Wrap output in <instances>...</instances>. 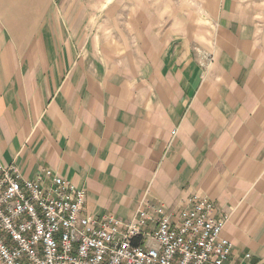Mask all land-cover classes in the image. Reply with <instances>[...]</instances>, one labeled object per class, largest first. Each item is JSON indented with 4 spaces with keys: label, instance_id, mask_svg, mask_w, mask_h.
<instances>
[{
    "label": "crops",
    "instance_id": "crops-1",
    "mask_svg": "<svg viewBox=\"0 0 264 264\" xmlns=\"http://www.w3.org/2000/svg\"><path fill=\"white\" fill-rule=\"evenodd\" d=\"M10 164L97 217L205 197L232 264H264V0H0Z\"/></svg>",
    "mask_w": 264,
    "mask_h": 264
},
{
    "label": "built area",
    "instance_id": "built-area-1",
    "mask_svg": "<svg viewBox=\"0 0 264 264\" xmlns=\"http://www.w3.org/2000/svg\"><path fill=\"white\" fill-rule=\"evenodd\" d=\"M85 199L49 170L26 180L0 165V264H232L227 217L205 197L178 214L146 204L129 221L86 214Z\"/></svg>",
    "mask_w": 264,
    "mask_h": 264
}]
</instances>
